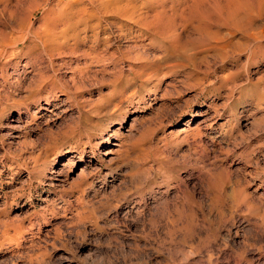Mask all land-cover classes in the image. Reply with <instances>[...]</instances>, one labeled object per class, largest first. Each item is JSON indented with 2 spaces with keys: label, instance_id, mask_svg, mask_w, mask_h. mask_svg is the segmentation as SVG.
Returning a JSON list of instances; mask_svg holds the SVG:
<instances>
[{
  "label": "rangeland",
  "instance_id": "374dc122",
  "mask_svg": "<svg viewBox=\"0 0 264 264\" xmlns=\"http://www.w3.org/2000/svg\"><path fill=\"white\" fill-rule=\"evenodd\" d=\"M116 1L0 0V264H264V0Z\"/></svg>",
  "mask_w": 264,
  "mask_h": 264
},
{
  "label": "bare ground",
  "instance_id": "6f19581e",
  "mask_svg": "<svg viewBox=\"0 0 264 264\" xmlns=\"http://www.w3.org/2000/svg\"><path fill=\"white\" fill-rule=\"evenodd\" d=\"M148 5L152 6L150 3ZM144 7L145 12L143 11L141 13L140 11H138L136 13V6H133L132 10L128 11L124 6H118L116 0H87V6L85 7V10L82 9V11H84L85 13L84 15L71 17L70 22L68 21L66 28H63L55 37L52 36L53 31L50 33H48V30L45 31L41 35V37H43L44 39L42 38L43 40L40 39V41H42L43 43L42 46L47 47V50H50V52L52 49H55V51H58L59 55H62L63 57L72 56L78 53L76 51L79 44L86 43L88 41V38L90 39L92 48H96L95 45L98 44L100 40H102L100 39L99 28L101 27V22L103 21L108 25L116 24L119 27H124V30H126V32L134 29L135 32L143 35L157 34L163 36L165 31H168V17L161 11H156L154 9H152V13L149 14L150 12L148 6H145L144 4L140 8L143 9ZM78 26H82L80 30H83L84 36H79V32H77L79 29ZM28 29L32 31V29L34 28L31 29V26H29ZM86 30H90L91 32L88 34ZM37 37L40 38L39 35H37ZM19 43H21L20 40L17 41L14 46ZM91 51L92 50L89 49V52ZM138 57H140V55H137L136 59H138ZM27 64L28 63H23L24 66H26ZM106 142L109 143L108 140Z\"/></svg>",
  "mask_w": 264,
  "mask_h": 264
}]
</instances>
